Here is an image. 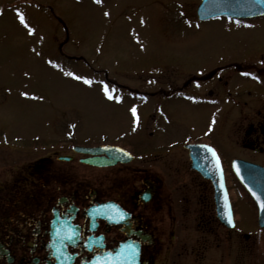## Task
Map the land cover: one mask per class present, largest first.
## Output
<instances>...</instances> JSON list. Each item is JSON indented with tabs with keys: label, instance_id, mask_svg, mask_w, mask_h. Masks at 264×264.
Listing matches in <instances>:
<instances>
[{
	"label": "flooded vegetation",
	"instance_id": "af4514ba",
	"mask_svg": "<svg viewBox=\"0 0 264 264\" xmlns=\"http://www.w3.org/2000/svg\"><path fill=\"white\" fill-rule=\"evenodd\" d=\"M260 20L236 23L250 26ZM243 81L261 90L243 89ZM113 85L139 95L141 110L142 96L152 97L139 88ZM245 93L258 97L262 106L244 116L249 125L241 129L243 147L264 154V62L243 65L230 59L208 66L166 98L182 94L206 111L208 106L248 105L241 97ZM154 99L157 104L140 119L139 130L117 137L73 133L61 142L65 152L52 156L56 162L49 157L25 168L0 162V264H96L105 257L121 259V264H264L258 209L232 170L235 160L262 164L237 157L228 162L223 141L207 134L175 140L172 131L160 126V98ZM5 140L0 147L21 151ZM189 145L208 146L218 154L231 224L220 215L212 180L193 167ZM103 146L127 155L75 150ZM93 159L111 164H89Z\"/></svg>",
	"mask_w": 264,
	"mask_h": 264
},
{
	"label": "rangeland",
	"instance_id": "374dc122",
	"mask_svg": "<svg viewBox=\"0 0 264 264\" xmlns=\"http://www.w3.org/2000/svg\"><path fill=\"white\" fill-rule=\"evenodd\" d=\"M200 1L0 0V145L5 138L11 147L21 146L18 154L0 147V162L42 165L65 152L61 142L73 133L80 138L129 134L141 128L140 119L160 98V126L175 140L207 134L223 141L228 162L237 157L264 166V154L244 149L241 132L249 125L244 116L262 106L258 97L245 93L241 97L248 105L206 111L182 94L166 98L208 66L230 59L263 65L264 20L250 26L225 18L199 22ZM108 83L152 97L142 96L141 110L139 95ZM240 86L261 90L247 81Z\"/></svg>",
	"mask_w": 264,
	"mask_h": 264
},
{
	"label": "water",
	"instance_id": "95a60500",
	"mask_svg": "<svg viewBox=\"0 0 264 264\" xmlns=\"http://www.w3.org/2000/svg\"><path fill=\"white\" fill-rule=\"evenodd\" d=\"M196 15L200 21H207L218 17H228L231 19L246 20L258 17H264V0H202L196 10ZM193 159V167L200 171L206 178L211 179L216 190V200L218 210L223 219L225 211L230 213L232 219V210L228 191L225 185V176L217 153L207 146H187ZM209 149L211 151H209ZM76 152L90 155L106 153L110 156L124 157L127 155L123 150L116 147L103 146L98 149L75 148ZM213 152L215 156H213ZM61 160H70L62 157ZM121 160H123L121 158ZM219 166L217 167L216 164ZM92 165H108L110 162H101L93 159L88 160ZM232 170L244 187L246 192L255 202L259 212V224L264 227V210L261 204H264V167L249 163L243 160H235L232 163ZM99 264H111V260H102Z\"/></svg>",
	"mask_w": 264,
	"mask_h": 264
},
{
	"label": "snow or ice",
	"instance_id": "6c2138e0",
	"mask_svg": "<svg viewBox=\"0 0 264 264\" xmlns=\"http://www.w3.org/2000/svg\"><path fill=\"white\" fill-rule=\"evenodd\" d=\"M96 2L99 3L100 0H96ZM105 15H107V13H105ZM18 16H19L20 23H21L22 25H24V26L27 28L28 25L25 23V18L23 17V15H19V14H18ZM29 33H31V29H29ZM69 75H71V73H69ZM75 78H76V79H80V77H75ZM84 82H85V83H90V82L87 81V80H85ZM107 92H108V90H107V88L105 87V94H106V95H107ZM108 98L111 99L112 97L109 96ZM132 113H133V116L135 117V115H136V110H135L134 108L132 109ZM209 151H211V150L209 149ZM213 156H215V153H214V152H213ZM216 166H217V167L219 166L218 161H217ZM261 209L264 210V204H261ZM225 216L227 217V222H228L229 224H231V223H232V219H231V215H230V213H228L227 211H225ZM121 219H123V216H121ZM70 238H71V237H69V239H70ZM134 253H135V248H133V254H134Z\"/></svg>",
	"mask_w": 264,
	"mask_h": 264
}]
</instances>
